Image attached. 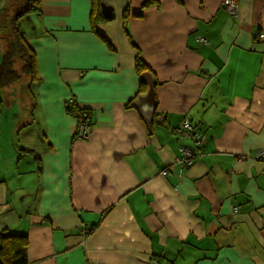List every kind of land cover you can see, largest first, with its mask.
Listing matches in <instances>:
<instances>
[{
    "label": "crops",
    "instance_id": "obj_1",
    "mask_svg": "<svg viewBox=\"0 0 264 264\" xmlns=\"http://www.w3.org/2000/svg\"><path fill=\"white\" fill-rule=\"evenodd\" d=\"M143 2L103 0L113 51L90 31L91 0H40L27 17L41 81L36 114L11 131L0 99V231L28 237L27 264H264V0H237L235 16L223 0ZM135 46L155 79L150 129L125 108ZM70 99L91 112L86 140ZM184 118L204 144L183 170Z\"/></svg>",
    "mask_w": 264,
    "mask_h": 264
},
{
    "label": "trees",
    "instance_id": "obj_2",
    "mask_svg": "<svg viewBox=\"0 0 264 264\" xmlns=\"http://www.w3.org/2000/svg\"><path fill=\"white\" fill-rule=\"evenodd\" d=\"M21 1V0H20ZM15 2L17 8L15 11L3 12L4 16L7 17V22L3 31V39L5 42V51L0 67V84L3 87L10 86L15 82L21 80L23 76L28 78L29 87L36 86L40 83L41 78L37 73L36 69V54L35 50L26 38L23 31H21L20 21L26 16L39 15L40 0H24L22 2ZM158 0H144L141 5V10L148 8L153 5H157ZM104 6L103 0H91V11L89 15L90 31L100 38L109 50L113 51L111 44L100 35L96 29L97 24L100 22H109L113 20L112 12L108 15L101 13V8ZM132 17H141L142 13H134ZM130 14L128 8L123 13V32L126 36H129L127 29V20ZM136 47V46H135ZM135 56V72L139 79L140 75L144 72H150L149 68L145 65L142 60V56L138 47H136ZM154 76V75H153ZM146 91V86L141 83L139 79V89L133 99L125 104L126 109L132 108V102L134 99ZM65 112L76 120V124L81 122L86 124L88 127L91 126V112L89 109L81 108L74 100L70 99L65 102ZM154 116L156 114L154 113ZM24 153H30L36 163V173L39 176L42 172L41 162L39 156L34 154L32 151H22ZM260 159V158H259ZM262 160V159H261ZM99 223V222H98ZM92 225L91 227L85 228L88 234L93 231V228L98 225ZM6 229L0 231V264H27V247L28 237L24 234H6Z\"/></svg>",
    "mask_w": 264,
    "mask_h": 264
},
{
    "label": "rangeland",
    "instance_id": "obj_3",
    "mask_svg": "<svg viewBox=\"0 0 264 264\" xmlns=\"http://www.w3.org/2000/svg\"><path fill=\"white\" fill-rule=\"evenodd\" d=\"M20 0H10L9 4L7 5V9L4 10V13L15 11L17 8L15 2L17 3ZM24 0H21L22 2ZM7 17H9L8 14L6 16H3V18L0 20L1 23H7ZM29 26V23L27 22V16L20 21V27L21 31L27 30V27ZM5 25L3 24V31H4ZM28 78L23 76L21 80L15 82L14 84L10 85L7 88H0V99L2 102V114L1 117L4 119H7L8 124L4 126L7 127L9 131L12 129V122L15 119H19L20 121L28 120L31 118L30 115L36 114L37 109V98L35 93V87L31 86L29 87ZM22 124V122H21ZM26 133V132H24ZM16 134V132H15ZM22 135V134H21ZM20 135V137H22ZM26 135V134H25ZM24 136V135H23ZM22 139V138H20Z\"/></svg>",
    "mask_w": 264,
    "mask_h": 264
},
{
    "label": "built area",
    "instance_id": "obj_4",
    "mask_svg": "<svg viewBox=\"0 0 264 264\" xmlns=\"http://www.w3.org/2000/svg\"><path fill=\"white\" fill-rule=\"evenodd\" d=\"M222 7L229 13L231 16H235L238 10L237 0H223ZM260 38L263 37L262 34L259 35ZM198 42L204 44L206 41L203 38H199ZM90 130L89 127L84 124H76L73 136L77 140H86L89 137ZM175 134L179 138L189 140L191 146H182L178 150V156L175 159V163L180 166L181 169L190 168L196 156L201 155L202 147L204 144V135L198 131L187 118H184L178 127L175 129ZM259 158L264 160V151L259 154ZM166 170L161 171V175L166 176ZM236 210V207L233 209ZM88 234V231L83 228L81 230V235L85 237Z\"/></svg>",
    "mask_w": 264,
    "mask_h": 264
},
{
    "label": "water",
    "instance_id": "obj_5",
    "mask_svg": "<svg viewBox=\"0 0 264 264\" xmlns=\"http://www.w3.org/2000/svg\"><path fill=\"white\" fill-rule=\"evenodd\" d=\"M111 8L108 6H102L101 13L103 15H108ZM141 83L146 86L145 93L138 95L132 102V107L135 109L144 123L151 128L153 122L154 111L156 107V101L154 97V83L155 79L149 72H144L139 77Z\"/></svg>",
    "mask_w": 264,
    "mask_h": 264
},
{
    "label": "bare ground",
    "instance_id": "obj_6",
    "mask_svg": "<svg viewBox=\"0 0 264 264\" xmlns=\"http://www.w3.org/2000/svg\"><path fill=\"white\" fill-rule=\"evenodd\" d=\"M105 6V5H104Z\"/></svg>",
    "mask_w": 264,
    "mask_h": 264
},
{
    "label": "clouds",
    "instance_id": "obj_7",
    "mask_svg": "<svg viewBox=\"0 0 264 264\" xmlns=\"http://www.w3.org/2000/svg\"><path fill=\"white\" fill-rule=\"evenodd\" d=\"M88 235V234H87Z\"/></svg>",
    "mask_w": 264,
    "mask_h": 264
}]
</instances>
